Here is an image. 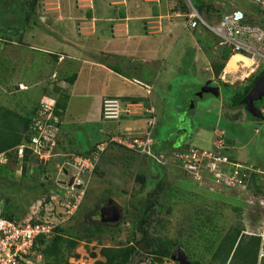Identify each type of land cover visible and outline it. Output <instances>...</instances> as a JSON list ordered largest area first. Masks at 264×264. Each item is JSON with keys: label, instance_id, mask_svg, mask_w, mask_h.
<instances>
[{"label": "rangeland", "instance_id": "obj_1", "mask_svg": "<svg viewBox=\"0 0 264 264\" xmlns=\"http://www.w3.org/2000/svg\"><path fill=\"white\" fill-rule=\"evenodd\" d=\"M149 1L151 3L149 6L152 8L151 13L165 14L159 17L154 16L152 20L168 19L174 23L169 26L171 28L176 26L177 31L176 36L172 35L170 38L168 54L164 56L166 69L163 75L169 78L165 83L164 78L160 79L151 95L156 110V120L151 119L147 123V120L139 119L140 115L149 117L152 114L149 110L141 109L142 106L139 104V106L131 107L126 117L121 116L124 117L123 119L121 117L108 120L97 119L99 105L98 102L90 101L92 96H86L84 100L88 101L86 107L82 104L84 103L82 99L78 98V103L72 102L76 99L74 98L64 113L63 131L61 130L60 137L52 146L53 149L44 153V158H40L43 159V164H46V169H37L36 165L42 163L31 161L28 165L30 167L28 174L24 176L22 174L23 161L19 159V156L18 163L13 160L17 157L14 151L10 155L4 152L0 156V163H8L9 167L14 169L12 176L14 185L7 186L0 182V202L2 203L0 206L2 207L7 201L22 216L38 212L41 209V203L47 197V192H37L35 189L26 188L27 185L30 186L36 181L37 184L47 183L50 188L49 194L56 198L50 197L52 202L45 206L46 210H53L56 214L62 212L63 217H52H55L54 222H62L65 226L68 222L81 225L97 204L101 205L109 199L121 206L122 218L114 220V225H104L89 240L81 239L71 255L66 252L65 255L69 262L74 264H98L99 261L106 260L102 253L104 247L121 248L133 245L135 239L141 236L139 230L135 228V217L144 215L145 198L163 178L166 189L154 196L158 204L153 208L151 224L148 226L149 235L176 241L179 245L175 246V249L180 248L188 256L186 258L190 264H195L194 259L199 256H196V250L203 253L204 263L214 261L211 260V255L204 254L206 246L209 245L208 238L214 237L211 229L215 228L210 227L213 221L217 223L218 228L215 230L219 234H224L231 226L239 225L245 233L261 235L262 239L264 237V191L256 193L255 187H249L246 183L239 186L230 184L225 179L226 175H223L225 178L217 180L216 177L208 176L209 174L206 176V173L189 172L184 170L179 163H175V158H170V156L164 161L165 167L162 166L163 163L161 164L149 154L150 151L153 152L151 149L156 144L160 147L168 144H177V146L181 144L180 147L174 149L177 151L192 146L199 149H217L241 166L244 164L249 169H254L256 166L261 173V185L264 190V119H251L243 108L230 107L225 98L222 99L219 109V98L216 95L206 94L204 99L198 98L195 103L190 101L189 91L196 89V85L193 86L190 83L197 80V74L209 76V73L201 67V60L195 61L194 39L198 44H200L198 38L214 42L213 34L203 29H190L186 26L183 14L187 12V9L182 10L180 5L185 4L187 0ZM204 1L215 5L221 13L231 11L233 3L247 6L251 4L249 0ZM102 3L106 7H113L116 18L125 17V19L131 5L139 4L134 0H0V81L11 88L14 83V89L20 101L23 103L28 100L25 106L26 113L36 107L41 94L44 99L57 98L55 87L59 85L58 82L77 71V67L70 66V61L74 64L83 62L89 69L90 66L86 64L87 60H83L95 59L97 56L114 66L116 70L128 72L131 74L128 75L130 77L135 74L138 78L140 77L142 67L137 68L140 60L135 57L133 64L131 57L124 55V50H113L115 54L111 56L109 53L100 54L96 50L92 52L94 50L92 47H105L106 43L99 35L106 34L101 23L104 22L107 13H93ZM136 9L140 7L137 6ZM159 9H163V13H159ZM27 11H33L29 22H26L22 16ZM121 11L125 12V16L121 15ZM202 15L207 19L210 18L206 13ZM80 19L90 21L86 25L92 27L82 29L79 26ZM151 25L149 29L154 32L160 30V26L153 25L155 27H152ZM107 35L112 36L109 31ZM123 35L125 34L121 33L119 37L122 38ZM6 36L16 41L17 44L19 43L17 48L16 45L13 46L14 42L10 44L6 42ZM84 38L91 46V51H88L89 47L86 50L85 46L83 50H80L79 46ZM115 38L116 36L113 35L111 40ZM116 43H114L115 47L118 44H124L122 40ZM111 44L110 42L106 46H111ZM28 46L37 47V49L33 51L27 49ZM75 46L78 47L76 56H80L79 60L77 58L71 60L72 55H75ZM118 52L122 54L118 55ZM162 52L163 50H160V53ZM60 60L62 61L58 64ZM227 63H230L229 65L233 68L226 69L228 74L224 76L228 80L227 83L234 87L245 83L251 75L264 66V61L260 60L257 65L250 68L253 60L240 54H236ZM90 70L94 76L104 72L102 69L97 70L94 66H91ZM82 80L83 76H80L78 90L84 86ZM105 80L106 75L104 77L102 74L100 81H103V86ZM19 81L24 82L27 87L21 89ZM187 82L190 85H185ZM103 88L107 89L106 86ZM129 88L133 90L136 87L129 85ZM97 90L99 89L95 88L94 91ZM197 90L199 88L195 91ZM226 92L232 96L236 91L223 86L222 94ZM7 94L8 91H1L0 98L4 96L5 99ZM141 94L143 95L142 91ZM3 101L12 106L6 103V100ZM179 128H189L192 137L188 136L187 130H179ZM146 132L148 133L145 139H140L142 147L146 145V154L123 147L125 140L133 137L132 133L139 135ZM119 143L123 145L119 146ZM75 150L79 152L90 150L92 157L95 158L96 167L87 176H83L87 187L78 204L79 209L72 210L73 207L66 206L65 201L58 200L57 195L60 194V189L63 192L70 190L77 193L70 187L65 190L70 175L79 172L72 165L73 158L83 154ZM30 155L32 156V153ZM202 161L206 162L205 159ZM47 175L50 177L49 180L44 179ZM142 177L146 178L144 188H142ZM170 186L172 189L168 188ZM173 193H177L178 197H173L171 200L168 196ZM132 202L138 205L139 212ZM192 221H198L200 226L194 228ZM208 221L209 224H207ZM201 229H205L204 231L209 234L202 235L203 239L200 236ZM189 247L195 248L192 257L186 252V250L189 251ZM262 249L264 253L263 245L260 253ZM42 264H44L43 257ZM128 264H153V262L149 253L138 250L131 255ZM154 264L183 263L170 255L163 257L161 263L155 261ZM214 264L220 263L215 260Z\"/></svg>", "mask_w": 264, "mask_h": 264}, {"label": "trees", "instance_id": "obj_2", "mask_svg": "<svg viewBox=\"0 0 264 264\" xmlns=\"http://www.w3.org/2000/svg\"><path fill=\"white\" fill-rule=\"evenodd\" d=\"M192 2L195 5V7L198 9V11L201 14L206 13L207 16L210 17L209 19L217 18L222 14L220 12V9H218L212 3H207L204 0H192ZM251 4L246 6L251 10L252 9L258 10L255 5L253 4L251 5ZM180 8L182 10H186L187 9L186 3L185 4L182 3L180 5ZM32 14L33 11H27L25 14H22V16L25 18L26 22H29ZM89 16H91L90 13ZM206 31L209 32L208 30ZM212 36L216 41L214 40V42H209L203 38H199V43L202 46L203 50L206 51L208 55H211L213 57L211 66L214 74L217 77H219L226 65V62L229 60L230 57L232 58L236 56V54L232 53L231 49L229 48L218 46V40L214 35ZM229 64L230 63H227L225 69L233 68ZM263 72H264V66L258 72L254 73L246 80V82L240 87L241 89L239 93L240 96H237L238 94L237 93L236 95L231 97H224L228 105L232 108L245 105L246 104L245 98L248 91L250 90L251 86L258 81V79L261 77ZM75 78H76V73L72 74L69 77H66L64 81L72 83L75 80ZM2 82L3 81H0L1 83L0 92L6 90L8 91V94L6 95L5 99L4 96L3 98H0V154L6 152V155H10L12 154V151H14L17 157L16 159H13L14 157L12 159L18 163L19 159L17 155V148L19 147V145L24 144L26 145L24 148V154L22 159H20L23 161L22 174H24V176L28 174L27 171L30 168L28 165L31 161L34 162L38 161L39 163H42L36 165V168L39 170H44L46 169L45 168L46 164H43V162L40 161V159L35 154H33V150L28 146L29 143L31 142V137H32V125L34 121L33 118L38 112L41 106V102L44 100V98H42V94H41L40 100L37 101L36 107H33L30 111L26 113L25 106L28 103V100L23 101L22 103V101H20V98L17 94V91L14 89V85L12 88L10 86L6 87L5 85H3ZM220 82L224 85L225 88L228 89L233 88V90H236V87L232 86L231 84L224 82L222 80ZM55 93H57V98L56 97H54L55 99L53 97L52 98L55 100L54 114L57 115L60 119V123L58 125V134H57V139H58L60 137L61 130L63 131V127H62L63 115L66 111L69 95L60 85H57L55 87ZM50 96H54V95L50 94ZM119 99L122 100L123 98L120 97ZM3 100H6V103L12 104V106L5 104ZM133 100H134L133 102L143 101V99L141 98H135ZM122 101L126 103V99H123ZM151 113L152 114L149 117L147 116L146 118L147 123L148 120L150 121L151 119H153L154 121L156 120L155 113L154 112ZM124 115L122 114L121 116ZM248 116L251 119L258 120V118H256L253 114H251V112H248ZM124 117H121V119H123ZM147 133L148 132H146L145 134L142 133L139 135L138 134L132 135L133 137H131V139L138 138L139 136L145 138ZM120 145L122 146L123 144L119 143V146ZM124 146L125 145H123V147ZM125 148L129 149L127 146H125ZM170 149L172 151L175 148L171 144L161 147L159 146V144H156L152 147L151 150L153 151L152 153H159V152L168 153L171 152ZM30 153H32V156L30 155ZM79 153H82L83 156L92 157V152L90 150ZM162 166L166 167L165 164H162ZM249 173H250L249 177L248 178L246 177L247 185L249 187L251 186L255 187L256 193L263 192L264 190H262V185H261V173L258 171V168L255 166L254 169H250ZM13 175H14V169H11L8 163H0V182L5 183L7 186L14 185L12 178ZM207 175L208 173H206V176ZM44 179L49 180L50 177L47 175ZM142 181H143L142 188H144L146 186V178L142 177ZM37 187H39V189ZM86 187L87 186H85L84 190H86ZM26 188L29 190L35 189L37 190V192L38 191H42L43 193L47 192V197L45 198V201H43L42 203L43 208H41V214L43 215L45 213L44 210L45 205L51 201L50 199L51 195L49 194L50 188L47 186V183L41 182L37 184L36 181V183H33L30 186L27 185ZM168 188H171V186ZM164 189L166 188L164 185V178H163L157 183L153 191L151 193H148L147 197L145 198L144 215L141 217H138L136 215L135 217V224H136L135 228H137V231L139 230L138 232L139 234H141L140 238L135 239V243L130 246H125L121 248L104 247L102 253L106 257V260L99 261L98 264H128L132 253L138 250L141 251L144 250L147 253H149V255L152 258L153 264L155 263V261L161 263L163 261V257H169L172 254L173 250L175 249V246L179 244L170 238L162 239L161 237L158 238L151 237L149 235V228H148V226L151 224L153 208L155 207L156 204H158V202L154 199V196L164 191ZM168 197H170V199L172 200L173 197H178V194L173 193ZM0 204L2 203L0 202ZM132 204L136 205L135 202H132ZM134 207L137 208L139 212L138 205ZM77 208L79 209V205ZM61 214L62 212L58 213L57 215H61ZM2 215L8 218L22 216L19 214V212L15 211L13 209V206L9 205L7 201L4 203V205H2ZM207 224H209V221ZM103 226L104 225H89L87 221H82L81 225H78L76 223L72 224L68 222V224L65 226L61 222L56 226L55 233L51 238L39 239V245L36 246V249H39L41 251L44 264H74L69 262L68 258L65 255L66 252H68L69 255H71V253L73 252V250L78 245L81 239L87 238L89 240L90 238L94 237L97 234V232L103 228ZM192 226H195L194 228H198V226L200 225L198 221H192ZM210 227L215 229L218 228L217 223L214 221L212 222V225ZM215 229H211V234H213L214 237L211 236L208 238L209 245H207L204 250L206 251L204 252L205 255H211V260L219 261L220 264H226L228 261L230 262V264L259 263L258 260L259 252H260V248L262 247V243H264V239H262L261 235L245 233L244 229L239 225H237L236 227H232V226L229 227L224 234L223 233L219 234ZM204 230L205 229L200 230V236L202 239L203 236L209 235ZM188 250L189 251L186 250V252L192 257L195 248L189 247ZM195 253L196 256L199 255L197 256L196 259H194L195 264H207L204 263L205 261L202 259L203 253H199L197 252V250ZM214 261L208 264H214ZM262 264H264V262Z\"/></svg>", "mask_w": 264, "mask_h": 264}, {"label": "built area", "instance_id": "obj_3", "mask_svg": "<svg viewBox=\"0 0 264 264\" xmlns=\"http://www.w3.org/2000/svg\"><path fill=\"white\" fill-rule=\"evenodd\" d=\"M249 2L255 5L258 10L252 12L253 9L251 10L245 4L233 3L231 11L224 12L214 19H207L198 11L192 0H187V12L183 16L188 28L206 29L216 37L218 46L229 48L232 53H239L252 59L253 64L250 67L252 68L260 60L264 61V0H249ZM225 74L228 72L224 70L219 78L228 82ZM54 105V99H44L33 118L32 137L28 146L39 159L44 158L43 154L53 149L52 146L57 140L60 119L54 114ZM136 105L137 103L134 102L124 103L117 97H105L101 104V116L105 120L118 119L122 114L130 112V108ZM140 139L144 140L145 138L128 139L125 140L124 144L130 149L147 153L146 145L142 147ZM25 146L22 144L17 148L19 159L23 157ZM149 154L163 164L170 156V158H175L174 162L179 163L184 170L192 173H208L209 176L216 177L217 180L225 178L223 175H226V181L235 186L247 184V178L250 174L248 166L244 164L241 166L238 162L231 161L229 156L212 148L199 149L192 146L178 151L172 150L168 153H152L150 151ZM204 159L206 160L205 163L202 161ZM72 165L79 172L70 175L74 181L72 185L67 184L65 190L70 187L75 189L77 193L70 190L63 192L60 189V194L57 196L59 197L58 200L65 201L66 206H72L73 210L74 208L77 209L84 195L85 181L83 176H87L93 171L96 161L94 157L77 155L73 158ZM51 197L56 198L53 195ZM52 198L50 202H52ZM42 205L41 203V208H43ZM46 209L44 207L45 213L43 215L40 209L38 212L35 211L25 216L8 218L2 215V207L0 206V264H42V253L36 249V246L39 245V239H49L54 235L55 228L59 223L54 222L55 217L52 216L63 217V213L57 215L53 213V210L47 211ZM72 210L69 211L72 213ZM263 258L262 249L260 264Z\"/></svg>", "mask_w": 264, "mask_h": 264}, {"label": "crops", "instance_id": "obj_4", "mask_svg": "<svg viewBox=\"0 0 264 264\" xmlns=\"http://www.w3.org/2000/svg\"><path fill=\"white\" fill-rule=\"evenodd\" d=\"M134 1L139 4L131 5L130 9L127 12L128 14H127L126 19L125 17L116 18V16L114 15L115 12L113 13V7L112 6L106 7L104 6L105 5L104 3L99 5L100 7L97 9V11L94 10L93 13H97V12H101L105 14L107 13V15H105L104 22L101 23V25L103 26L102 28H105L106 34L104 36L99 35L100 38L103 37L106 43H105V47H97V48L92 47L94 49L92 52L96 50V52H99L100 54L109 53L110 54L109 56H111L115 54L113 50H118V49L124 50L125 51L124 55L131 57L133 64L135 62V57H137L140 60V62L137 64V68L142 67L141 69L142 73L140 74V77L138 78L137 74H135V76L130 77L128 75H131V74H129L128 72H124L122 70H116L114 66H111L109 63L104 62L103 60H101L100 57H97V56L95 59L83 60V61L87 60L86 64L89 65L90 68L91 66H94V67H97V70L102 69L105 72V73L104 72L97 73V75L95 76L92 75V71L90 70V68L88 69V67L84 65L85 63L83 64V62H81L78 64H74L70 61V66L77 67V71L74 72L76 73L75 80L71 84L70 82H66L64 80L58 82V84L62 86L64 90L67 92V94L69 95L66 110L70 107V103L74 98L76 99H74L72 102L78 103L79 99H82L84 101L86 100L85 99L86 96L90 95L92 96V100L90 101L92 102L94 101L95 103L98 102V105H99L97 119L99 118L102 119L101 104L105 97H119V98L122 97L123 99H126V103L133 102L134 101L133 99L135 98H141L143 99V101L134 102V103H137L136 106L141 105L142 106L141 109L149 110L150 112L156 113L155 107L153 106V102H152L153 98L151 99V95L153 94L154 88L156 87V84L160 79L164 78V83H165L166 79L169 78L167 75L165 76L163 75L166 69L165 68L166 63H165L164 56L165 54H168L167 50L169 49V46H170V43H169L170 38L172 37V35H174L175 37L177 34V31L175 28L176 26L172 28L169 26L174 23L170 22L168 19H165L164 21L163 20H159V21L152 20L154 16L159 17L160 15L164 16L165 14L157 15L153 12L151 13L152 8H150L149 6L151 5L149 0H134ZM153 4L155 3L153 2ZM137 6L140 7V9L137 10L136 9ZM162 11L163 9H159V13H163ZM71 12L73 11L71 10ZM132 13H134L133 16H130L132 15ZM121 15L125 16V12H122ZM80 20L81 22L79 23L80 24L79 26H81L82 29L87 27L86 24L88 22L90 23V21H85V20L83 21V19H80ZM151 24L160 26V30H158L157 32H154V30L149 29L150 28L149 25ZM153 25L151 26L155 27ZM91 27L92 26H88L87 28H91ZM108 31L109 33L112 34V36L115 35L116 38L111 40L112 36L107 35ZM121 33L125 34L123 35L122 38L119 37L121 36ZM119 40H122L124 44H118V46L115 47V44H117L116 42ZM194 41L196 45L195 50H194L195 51V61L197 59L199 61L201 60V67L209 73V76L207 77L197 74L196 76L197 80L190 83L193 86L196 85V89H197L199 88L198 86H200L201 84L208 83L209 81H212V80L214 81L215 78H218V79L220 78L217 77L213 72V69L211 66L213 57L211 55H208V53L203 50L202 46L198 44L195 39ZM6 42L10 44L14 41H12L10 37L6 36ZM110 42L112 43L111 46H106ZM9 44L8 46H10ZM15 45L17 48L19 43L17 44V42L15 41L13 43V46ZM84 46L86 50H88L87 47H89L90 49L88 51H91L92 48L88 44V41L85 38L81 46H79L80 50H83ZM27 49L36 51L35 49H37V47L28 46ZM77 49L78 47L75 46V51H74L75 55H72L71 60H73V58H77L78 60L80 59V56L78 55L76 56ZM160 50H163V52L160 53ZM117 54L121 55L122 53L118 52ZM235 54H239V53H235ZM61 61L62 60H60L58 64L61 63ZM226 65H227V62H226ZM240 65H242V63H240ZM225 68L226 67H224L223 71L224 70L226 71ZM144 69H146V71ZM102 74L104 75V77L106 75L104 86L102 85L103 81L102 82L100 81ZM80 76H83L82 81H83L84 86H81L78 90V86L80 85V81H79ZM134 79H137V80H134ZM61 82H64V83H61ZM12 84L14 85V83ZM18 84H20L21 88L23 87V89L27 87L25 83L22 81H19ZM186 84L190 85L189 82L185 83V85ZM129 85L132 87L134 86L136 88L131 90L129 88ZM105 86L107 89L103 88ZM95 88L99 90L95 92L94 91ZM141 91L143 92V95L141 94ZM225 97H231V96L227 93ZM221 101L222 100L220 99L218 101L219 109L221 108ZM87 102L84 101V103L82 102V104H85V107H86ZM141 112L142 111H140V114H142ZM125 115H127V113ZM140 117L141 118L139 119H142V120H146L147 118L146 115L145 116L140 115ZM63 118H64V115H63ZM218 119H219V116H218ZM132 135H134V133H132ZM171 145H173L174 148H176V147H180L181 144L179 146H177V144H171ZM262 245L264 246V243H262Z\"/></svg>", "mask_w": 264, "mask_h": 264}, {"label": "flooded vegetation", "instance_id": "obj_5", "mask_svg": "<svg viewBox=\"0 0 264 264\" xmlns=\"http://www.w3.org/2000/svg\"><path fill=\"white\" fill-rule=\"evenodd\" d=\"M219 81H221V80L219 79ZM219 81L217 78H215L214 81L212 80V81H209L208 83L201 84L199 86V90L189 91L190 101L192 100L193 103H195L196 102L195 100L198 98L204 99L206 94L207 95H209V94L215 95L214 93H212L210 91H204L203 90L204 88H208V87H218L219 88V95H216V97H218L220 100L224 99L227 92L224 95L222 94V88L224 85ZM243 84L244 83H242V85ZM242 85L236 87V90H235L236 92L233 93L232 96L236 95L237 93H238L237 96H240L239 95L240 90H241L240 87ZM226 89H228V88H226ZM240 107L246 111V114H248V112H251V114H253L256 118L259 119V117L256 116L258 111H255L258 109L262 113V116L260 117V119H264V97L254 101V109L253 108L251 109L247 102L245 105H242ZM180 129L187 130L186 133H188V136L192 137L189 128L188 129L187 128H179V130ZM70 180L71 179H69V182H70ZM69 182H68V184H69ZM119 218H122L121 206L114 203V201H112L111 199H109L101 205L97 204L95 209L88 213L85 221H87V223L89 225H110V226H112L115 224L114 220H118Z\"/></svg>", "mask_w": 264, "mask_h": 264}, {"label": "water", "instance_id": "obj_6", "mask_svg": "<svg viewBox=\"0 0 264 264\" xmlns=\"http://www.w3.org/2000/svg\"><path fill=\"white\" fill-rule=\"evenodd\" d=\"M203 90L210 91L215 95H219L218 87H208V88H204ZM263 97H264V72L261 75V77L258 79V81L251 86L250 90L246 95L245 101L248 103L251 109L252 108L254 109V101L257 99H261ZM255 111H258L256 116L260 118L262 116V113L258 109ZM73 181L74 178L72 177L69 182V185H72ZM171 255L173 258L180 260L183 264H190L189 260L186 258L188 256L185 253H183V251H181L180 248L174 249Z\"/></svg>", "mask_w": 264, "mask_h": 264}, {"label": "clouds", "instance_id": "obj_7", "mask_svg": "<svg viewBox=\"0 0 264 264\" xmlns=\"http://www.w3.org/2000/svg\"><path fill=\"white\" fill-rule=\"evenodd\" d=\"M235 54V53H234ZM221 80V79H220ZM118 98V97H117ZM51 99H53V98H51ZM70 179H71V177H70ZM259 255H260V252H259ZM258 264H260V257H259V263ZM261 264H262V262H261Z\"/></svg>", "mask_w": 264, "mask_h": 264}, {"label": "bare ground", "instance_id": "obj_8", "mask_svg": "<svg viewBox=\"0 0 264 264\" xmlns=\"http://www.w3.org/2000/svg\"><path fill=\"white\" fill-rule=\"evenodd\" d=\"M237 56H239V55H237ZM241 56H244V55H241Z\"/></svg>", "mask_w": 264, "mask_h": 264}]
</instances>
